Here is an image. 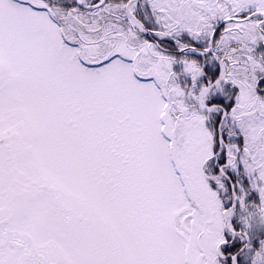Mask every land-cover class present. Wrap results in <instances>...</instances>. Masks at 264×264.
I'll list each match as a JSON object with an SVG mask.
<instances>
[{"label": "snow or ice", "instance_id": "6c2138e0", "mask_svg": "<svg viewBox=\"0 0 264 264\" xmlns=\"http://www.w3.org/2000/svg\"><path fill=\"white\" fill-rule=\"evenodd\" d=\"M0 264H264V0H0Z\"/></svg>", "mask_w": 264, "mask_h": 264}]
</instances>
